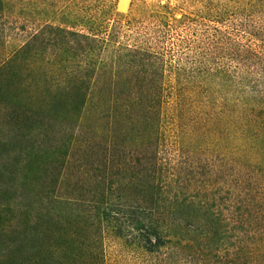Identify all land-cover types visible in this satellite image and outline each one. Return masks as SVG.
Returning <instances> with one entry per match:
<instances>
[{
  "label": "trees",
  "instance_id": "16d2710c",
  "mask_svg": "<svg viewBox=\"0 0 264 264\" xmlns=\"http://www.w3.org/2000/svg\"><path fill=\"white\" fill-rule=\"evenodd\" d=\"M116 3L31 0L41 27L12 48L0 30V264H104L108 237L160 264H264V0H236V38Z\"/></svg>",
  "mask_w": 264,
  "mask_h": 264
},
{
  "label": "rangeland",
  "instance_id": "374dc122",
  "mask_svg": "<svg viewBox=\"0 0 264 264\" xmlns=\"http://www.w3.org/2000/svg\"><path fill=\"white\" fill-rule=\"evenodd\" d=\"M122 0H117L116 9L120 14H132L138 19H144L146 14L138 10L140 0H127L126 4L121 6ZM148 9L162 10L161 6H168L164 12L169 11L171 18H181L183 15H188L193 19L203 20L207 28L211 27L209 34L213 33V27H221L226 34L236 38V0H145ZM31 0H11V7L6 12V16L0 18V30L3 29V38H6L10 48L22 44L28 37L35 32L43 22L45 17L43 15L32 17L30 12ZM137 11V12H136ZM220 16L221 18H228L230 26L224 27L217 24L213 18ZM207 19H203V18ZM200 28L205 29V26ZM182 36H189V32L184 28H176L168 33L165 42V50L167 57L175 60L178 58L184 47L178 45V40ZM194 49V48H193ZM195 50V49H194ZM193 50V51H194ZM208 50V46L205 49ZM216 62L220 65H234L229 58H218ZM0 136L2 133L0 132ZM172 133L166 135V141H172ZM1 150L0 153H5ZM79 175V174H78ZM76 175V176H78ZM8 176H1L0 181L7 182ZM1 184V183H0ZM5 186L2 187V190ZM0 193V202L4 200L9 194ZM80 196H85L83 191L79 192ZM14 195V191L11 196ZM104 264H160L152 255H145L140 251L134 250L124 245L121 240L106 238L104 240Z\"/></svg>",
  "mask_w": 264,
  "mask_h": 264
},
{
  "label": "bare ground",
  "instance_id": "6f19581e",
  "mask_svg": "<svg viewBox=\"0 0 264 264\" xmlns=\"http://www.w3.org/2000/svg\"><path fill=\"white\" fill-rule=\"evenodd\" d=\"M126 1H127V0H122V1H121V6H122L123 4H126Z\"/></svg>",
  "mask_w": 264,
  "mask_h": 264
}]
</instances>
